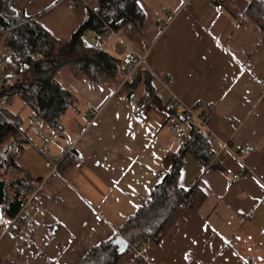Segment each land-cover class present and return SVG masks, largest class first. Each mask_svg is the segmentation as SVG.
<instances>
[{
	"label": "crops",
	"instance_id": "0c3cea01",
	"mask_svg": "<svg viewBox=\"0 0 264 264\" xmlns=\"http://www.w3.org/2000/svg\"><path fill=\"white\" fill-rule=\"evenodd\" d=\"M251 1L189 0L183 5L181 0H140L145 15L142 33L127 24L117 33L103 34V48L118 60L125 53L120 39L138 52H148L149 74L160 104L147 99L143 85L133 93L131 97L149 105L150 119L142 126L134 122L116 79L98 86L86 77L76 79L68 67L59 71L75 104L61 117L58 130L44 128L52 137L46 148L50 160L43 155L45 141L34 134L29 122L22 130L35 148L23 149L16 157L20 170L4 169L5 164L0 169L8 183L30 174L39 181L36 189L41 185L25 211L32 225L8 231L11 220L0 207V264H79L100 243H114L118 236L126 241L119 234L120 226L146 202L183 144L175 143L165 126L175 118L176 109H163L171 107L172 96L185 106L192 107L197 99L214 105L207 130L213 159L204 169L185 154L176 186L187 190L199 179L205 199L196 209L185 208L170 231L145 246L146 260L149 264H264L260 182L264 181V33L244 14ZM20 5L58 41H69L87 17V5H71L69 0H20ZM163 11L169 14L163 17L169 26L161 34L155 21ZM95 38L86 30L83 44L95 46ZM168 77L172 82L164 88ZM152 107L160 118L157 122ZM89 110L97 115L87 127ZM70 145L83 161L79 168L65 172L63 152ZM246 145L254 151L237 160L233 154ZM52 165L58 167L57 173L51 172ZM226 169L249 170L252 176L231 183ZM187 252L193 263L186 262ZM120 254L118 264H131L126 252Z\"/></svg>",
	"mask_w": 264,
	"mask_h": 264
},
{
	"label": "trees",
	"instance_id": "16d2710c",
	"mask_svg": "<svg viewBox=\"0 0 264 264\" xmlns=\"http://www.w3.org/2000/svg\"><path fill=\"white\" fill-rule=\"evenodd\" d=\"M96 1L87 5L86 19L71 39L65 42L56 40L37 21L26 16L20 0H0V65L9 71L6 82L0 85V99L6 97L10 102L12 97H18L22 101V109L28 108L32 116L42 121L43 128L52 132L59 129L61 117L75 104L73 94L59 78L60 70L68 67L76 79L86 77L98 86H103L108 79H116L117 84L120 82V59L110 55L103 47L84 45L83 33L90 30L96 37L108 32L117 33L127 24L132 25L139 34L143 31L145 15L139 6L140 0ZM244 14L264 33V0H252ZM153 84L150 74L139 69L131 81L121 87V91L129 99L143 85L147 99L158 105L160 100ZM200 100L204 106L213 105ZM193 107L201 118H209L211 111L206 107H198L196 102ZM172 108L178 109L172 105L163 107L166 110ZM176 110L174 116L179 118L181 115ZM3 112L9 122L0 117V148L7 141H20V135L25 131L22 130L23 120L19 114L12 115L4 109ZM184 123L187 138L173 158L167 173L153 187L146 202L119 228V234L127 242L159 241L162 234L170 231L177 216L185 208L196 209L205 199L199 188V179L187 190L176 186L185 154L204 169L213 159L207 130L194 120ZM22 150L19 149L6 158L4 169L20 170L16 157ZM69 157L67 155L64 158L67 167L65 172L72 170L76 164V160ZM38 183L30 174L8 183L3 172L0 173V207L9 220L16 217L25 199L34 192ZM116 247L112 241L100 243L92 247L79 264H118L123 254ZM125 252L128 253L127 249Z\"/></svg>",
	"mask_w": 264,
	"mask_h": 264
},
{
	"label": "built area",
	"instance_id": "2783aa9c",
	"mask_svg": "<svg viewBox=\"0 0 264 264\" xmlns=\"http://www.w3.org/2000/svg\"><path fill=\"white\" fill-rule=\"evenodd\" d=\"M71 5H74L75 2H82L84 3L83 0H69ZM182 4L184 5L187 3L189 0H181ZM90 9V7L88 6ZM92 10V9H90ZM216 10L221 11L222 10V5L217 4L216 5ZM169 16L168 12L163 11L159 17L156 19V24L160 27V32L161 34L164 33L168 26H169V21H165L163 17ZM240 27V23L236 25V28ZM105 37L103 35H99L95 38V47L97 48H102L104 43H105ZM122 46L121 49L125 51L124 55L120 58V63L118 66V75L120 77L119 79V85L117 90H120L121 87H123L124 84L128 83L130 79L133 77V75L137 72V70L142 69L145 70L146 72H150V68L147 63V57H148V52H138L135 49H133L128 43H124L122 39H120ZM1 58H4V55H1ZM6 79L5 77L3 80ZM2 80V81H3ZM1 82V80H0ZM171 78L168 77L164 83L162 84L164 88H167L171 84ZM170 103L174 107H180L179 114L181 116L188 117L189 120H194L196 121L199 125L202 126L205 130H208V119L201 118L199 114L195 111V107L191 106H185L184 104L181 103V101L178 100L176 96H172ZM10 105L9 98L2 97L0 99V117L9 122L8 117L2 112L4 108H8ZM128 105L131 108V113L134 122L137 125H144L146 122L149 121L150 119V112H149V105L147 101L137 99L135 97H130L128 99ZM196 106L198 107H206L208 111H212L213 105H208L204 106L202 101L198 99L196 101ZM97 113L95 110H89L87 115H86V124L87 127L90 125V123L93 122L95 119ZM30 125L31 128L34 132V134L43 139L45 141V145L43 148V155L45 156L46 159H49V156L46 154V148L47 144L52 141V137H47L46 132L43 128V123L40 119H37L35 117L30 118ZM171 126V131L173 133L174 141L177 144H182L186 138H187V132L184 126V122L181 121L179 118L172 119L170 122ZM86 127V128H87ZM85 128V129H86ZM84 129V130H85ZM35 146L33 142L23 133L20 135V141L16 140H10L5 142L1 148H0V169L3 168L5 164V160L7 156L15 154L19 149H34ZM223 148L228 150V146L226 144H223ZM254 151L252 145H246L242 148L239 149V151L236 154H233V156L239 160V158L249 155ZM64 156H74V158L78 161L74 168H79L82 165L83 161V156L80 154H73V145L68 146L64 152ZM50 160V159H49ZM240 161V160H239ZM52 173H57V168L55 165H52ZM225 175L230 179L231 183H237L242 180L248 179L250 176H252L251 171L249 170H243L240 172H234L231 169H226L225 170ZM261 184L264 187V181H260ZM41 188V185L37 187L35 192L28 196L25 199L24 205L19 211V213L16 215L15 218H13L8 226L7 230L12 231L16 227H22L26 225H32L33 221L32 218L25 213L27 206H29L34 198L36 193L39 191ZM189 204V202H187ZM17 229V228H16ZM145 242H142L140 240L134 241V242H127L126 241V249L128 251L129 256L131 257V264H149L148 261L146 260L144 256V248H145ZM185 259L187 263H193L194 262V257L190 252L185 253Z\"/></svg>",
	"mask_w": 264,
	"mask_h": 264
},
{
	"label": "rangeland",
	"instance_id": "374dc122",
	"mask_svg": "<svg viewBox=\"0 0 264 264\" xmlns=\"http://www.w3.org/2000/svg\"><path fill=\"white\" fill-rule=\"evenodd\" d=\"M84 1V3H82V2H78V3H81V4H83V5H88V3L85 1V0H83ZM7 72H9L8 71V68H3L1 65H0V80H1V82H0V85H2L3 83H5L6 82V80H7ZM119 76V75H118ZM134 76V75H133ZM6 78V79H4L3 80V78ZM133 78V77H132ZM131 78V79H132ZM119 79H120V77H119ZM131 79H130V81H131ZM3 80V81H2ZM119 85V84H118ZM164 94V93H163ZM22 101L20 100V99H18L17 97H12L11 98V100H10V105H9V107L8 108H4V110H8V112H10L11 114H19L20 113V117L22 118V120H23V124L25 125H28V123L30 122V118L31 117H34V116H30L29 117V109L28 108H25L24 110H22ZM152 109H153V111H152V119H153V121H155V122H157V120H159L160 118L159 117H157V115H156V109L154 108V107H152ZM2 112H3V110H2ZM68 112H70V111H68ZM150 112V111H149ZM175 117V116H174ZM176 118V117H175ZM174 118V119H175ZM157 119V120H156ZM168 122L169 123H167L165 126L167 127V128H169L170 130H171V126H170V122H171V120L169 121L168 120ZM158 124L161 126L162 125V122H161V120L160 121H158ZM185 124V126H186V123H184ZM45 145V144H44ZM13 155V154H12ZM10 156V155H9ZM8 157V156H7ZM190 157V156H189ZM47 160H49V159H47ZM52 172V171H51ZM160 182V181H159ZM158 182V183H159ZM137 241V240H136ZM134 242V241H133ZM151 242H155V241H149V242H145V245H147L148 243H151ZM126 255H129L128 253H126Z\"/></svg>",
	"mask_w": 264,
	"mask_h": 264
},
{
	"label": "water",
	"instance_id": "95a60500",
	"mask_svg": "<svg viewBox=\"0 0 264 264\" xmlns=\"http://www.w3.org/2000/svg\"><path fill=\"white\" fill-rule=\"evenodd\" d=\"M179 119L183 122H187L189 120V118L185 116H180ZM114 244L117 246L119 253H124L126 251V241L120 236L116 237Z\"/></svg>",
	"mask_w": 264,
	"mask_h": 264
}]
</instances>
